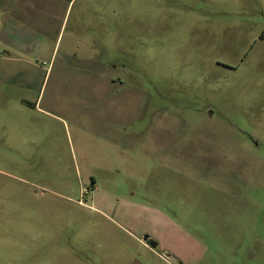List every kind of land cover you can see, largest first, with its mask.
Returning a JSON list of instances; mask_svg holds the SVG:
<instances>
[{"label":"rangeland","instance_id":"374dc122","mask_svg":"<svg viewBox=\"0 0 264 264\" xmlns=\"http://www.w3.org/2000/svg\"><path fill=\"white\" fill-rule=\"evenodd\" d=\"M4 15L46 44L0 70V264H264V0Z\"/></svg>","mask_w":264,"mask_h":264},{"label":"crops","instance_id":"0c3cea01","mask_svg":"<svg viewBox=\"0 0 264 264\" xmlns=\"http://www.w3.org/2000/svg\"><path fill=\"white\" fill-rule=\"evenodd\" d=\"M6 5V2H4ZM32 29L27 28L22 22L11 16L4 15L0 18V70H8V66L21 67L27 64V59H38L43 53L46 44L45 38ZM74 40L67 44L69 53H73ZM86 58V57H85ZM86 60V59H84ZM148 241L141 240L149 250H155Z\"/></svg>","mask_w":264,"mask_h":264},{"label":"water","instance_id":"95a60500","mask_svg":"<svg viewBox=\"0 0 264 264\" xmlns=\"http://www.w3.org/2000/svg\"><path fill=\"white\" fill-rule=\"evenodd\" d=\"M148 239H149V237L146 236V237L144 238V241L146 242V241H148ZM150 246H151L152 248H156V247H157V244H156V242H154V241H150Z\"/></svg>","mask_w":264,"mask_h":264}]
</instances>
